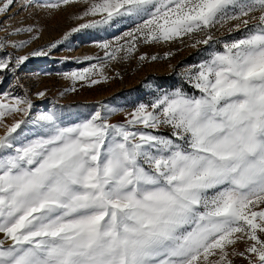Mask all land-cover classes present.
Here are the masks:
<instances>
[{
	"label": "snow or ice",
	"instance_id": "snow-or-ice-1",
	"mask_svg": "<svg viewBox=\"0 0 264 264\" xmlns=\"http://www.w3.org/2000/svg\"><path fill=\"white\" fill-rule=\"evenodd\" d=\"M72 3L87 5L72 33L131 25L97 42L99 64L65 74L73 85L107 79V64L140 44L188 37L206 58L187 68L193 93L158 89L119 123L108 105L65 122L0 92V264H264V0H27L22 10ZM226 25L239 35L215 39ZM26 44L0 40V83L29 59L6 49Z\"/></svg>",
	"mask_w": 264,
	"mask_h": 264
},
{
	"label": "rangeland",
	"instance_id": "rangeland-1",
	"mask_svg": "<svg viewBox=\"0 0 264 264\" xmlns=\"http://www.w3.org/2000/svg\"><path fill=\"white\" fill-rule=\"evenodd\" d=\"M26 2L27 0H16L6 15H0V25L8 29L0 30V40L6 39L9 45L27 42L25 47L19 49L9 46L6 52L12 58L29 57L15 72V78L11 73L3 78L0 92H10L16 96L27 95L35 106L34 112L58 110L65 118V122H71L103 105H108L120 109L109 121L119 123L124 122L125 115L139 103L151 101L158 89L180 88L189 94L195 91L186 80L187 68L206 58L205 49L208 46L200 44L193 48L190 46L193 40L188 37H184L183 42L140 44L131 57L107 64L104 68V76L107 79L97 74L90 79H96L98 83L77 81L73 85L71 80L65 79V74L99 64L104 58V52L97 46V42H114L131 25L120 24L113 28L86 29L72 33L73 28L84 22L76 17L85 10L86 4L61 5L54 10L36 7L22 10V4ZM3 3H7V0H0V6ZM229 26L213 29L214 38L223 41L230 39L231 35L238 36L239 33L229 34L227 31ZM26 27H32L33 32L9 34L16 28ZM69 33L72 34L64 41V37ZM195 38H203V34ZM61 41L64 42L60 43ZM53 44H57L58 47L52 48ZM36 51H46L47 54L32 55ZM168 53L171 55H166ZM141 55L149 59L141 61L139 59ZM152 56H157L158 59L153 61L150 59ZM89 57L93 59H87ZM41 92L45 93L43 97L38 96ZM6 122L11 124L14 120L8 117ZM160 131L165 136L169 135L166 128ZM3 134L4 129L0 128V135ZM0 239H3L2 235ZM246 246L244 241H238L234 246L235 251L244 252ZM229 258L233 264H247V260L241 256Z\"/></svg>",
	"mask_w": 264,
	"mask_h": 264
}]
</instances>
